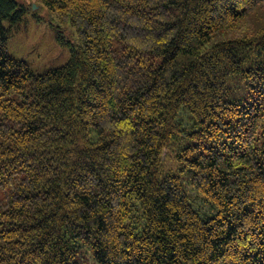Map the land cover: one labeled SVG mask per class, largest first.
<instances>
[{"label": "trees", "instance_id": "trees-1", "mask_svg": "<svg viewBox=\"0 0 264 264\" xmlns=\"http://www.w3.org/2000/svg\"><path fill=\"white\" fill-rule=\"evenodd\" d=\"M39 2L79 41L35 73L0 0V264H264V0Z\"/></svg>", "mask_w": 264, "mask_h": 264}, {"label": "rangeland", "instance_id": "rangeland-1", "mask_svg": "<svg viewBox=\"0 0 264 264\" xmlns=\"http://www.w3.org/2000/svg\"><path fill=\"white\" fill-rule=\"evenodd\" d=\"M29 7L23 19L13 25L8 39L9 53L29 64L32 70L39 74L49 69L65 65L71 57V46L59 40L78 44L77 29L68 22L61 21L57 15L39 0H19ZM10 26L9 20H3ZM170 166V162L167 161ZM189 187V186H188ZM194 206L204 212L211 210L209 203L190 187ZM84 264H97L90 253L85 254Z\"/></svg>", "mask_w": 264, "mask_h": 264}]
</instances>
